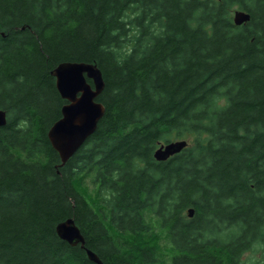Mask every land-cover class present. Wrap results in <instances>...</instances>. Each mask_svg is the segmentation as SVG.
Here are the masks:
<instances>
[{
    "label": "trees",
    "instance_id": "16d2710c",
    "mask_svg": "<svg viewBox=\"0 0 264 264\" xmlns=\"http://www.w3.org/2000/svg\"><path fill=\"white\" fill-rule=\"evenodd\" d=\"M63 61L101 68L106 111L61 165ZM0 109V264H264L243 258L264 254V0H0Z\"/></svg>",
    "mask_w": 264,
    "mask_h": 264
},
{
    "label": "water",
    "instance_id": "95a60500",
    "mask_svg": "<svg viewBox=\"0 0 264 264\" xmlns=\"http://www.w3.org/2000/svg\"><path fill=\"white\" fill-rule=\"evenodd\" d=\"M250 12L237 9L233 14L236 25L247 23ZM56 86L62 98L68 102L62 107V116L48 130L52 146L59 153L61 165L65 164L96 131L106 107L98 100L105 88V79L101 68L94 62L63 61L53 70ZM91 80L92 82H90ZM7 112L0 109V127L6 125ZM188 146L185 139L162 143L154 152L157 160H166ZM193 216L194 208L188 209ZM59 236L72 245L85 247V237L73 217L57 225ZM88 257L97 264H105L98 254L87 248Z\"/></svg>",
    "mask_w": 264,
    "mask_h": 264
},
{
    "label": "rangeland",
    "instance_id": "374dc122",
    "mask_svg": "<svg viewBox=\"0 0 264 264\" xmlns=\"http://www.w3.org/2000/svg\"><path fill=\"white\" fill-rule=\"evenodd\" d=\"M238 9V6H235L234 9H233V14H234V11ZM179 138H172V140H178ZM181 139V138H180ZM182 139H187L188 138H182ZM190 139V138H189ZM189 141V140H188ZM191 141V140H190ZM189 141V142H190ZM261 248V251L259 250ZM263 250H262V247H258L257 245L254 246V250L252 251H247L245 252V254L243 255V258H247L250 257V258H253V259H256V260H259L261 258H263Z\"/></svg>",
    "mask_w": 264,
    "mask_h": 264
}]
</instances>
